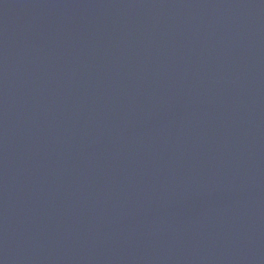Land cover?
<instances>
[{"label": "water", "instance_id": "95a60500", "mask_svg": "<svg viewBox=\"0 0 264 264\" xmlns=\"http://www.w3.org/2000/svg\"><path fill=\"white\" fill-rule=\"evenodd\" d=\"M0 264H264V0H0Z\"/></svg>", "mask_w": 264, "mask_h": 264}]
</instances>
